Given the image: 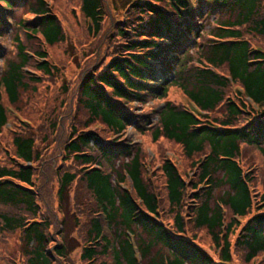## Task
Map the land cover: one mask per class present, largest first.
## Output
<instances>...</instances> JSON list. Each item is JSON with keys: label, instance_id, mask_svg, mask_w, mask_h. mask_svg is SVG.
Here are the masks:
<instances>
[{"label": "trees", "instance_id": "trees-1", "mask_svg": "<svg viewBox=\"0 0 264 264\" xmlns=\"http://www.w3.org/2000/svg\"><path fill=\"white\" fill-rule=\"evenodd\" d=\"M48 1L0 0V44L12 26V49L0 45V133L7 123L19 129L0 157V233L22 235L21 264H73L53 206L71 187L80 196L75 215L87 211L89 220H75L80 264H231L235 256L264 264V170L256 173L248 154L264 158V49L251 41L264 38V0H124L121 19L105 0H78L88 50L79 55L75 90L60 120L34 129L11 121L7 103L60 74L32 46L65 42ZM64 10L74 13L72 5ZM169 87L186 105L131 109L165 98ZM71 103L86 111L81 121ZM127 129L179 146L188 166L160 153L154 167L140 145L125 140ZM95 202L93 214L87 205ZM133 228L143 233L137 243Z\"/></svg>", "mask_w": 264, "mask_h": 264}, {"label": "rangeland", "instance_id": "rangeland-1", "mask_svg": "<svg viewBox=\"0 0 264 264\" xmlns=\"http://www.w3.org/2000/svg\"><path fill=\"white\" fill-rule=\"evenodd\" d=\"M124 0H105V4L107 7H109L110 13H114L118 19H121L120 14L122 10V3ZM50 6L52 8V12L55 13L58 18L61 20L62 24L65 26V42L64 43H57L55 45H52L51 47L46 45L43 41H40L36 39L32 46L36 49L45 50L46 53H48L50 57V62L57 66V70H59L60 74L57 75L56 81L54 83H44L42 82L40 85L38 84L36 87V90L31 91V89H27L24 92H20L18 96V100L15 104H8V114L11 116V121L15 120H21L23 122H28L33 125L34 129L39 128L40 125H43L46 123V119L56 121L62 116V111L66 106V102L70 98L71 92L73 93V89L75 90V84H74V77L77 75V69L80 64V57L79 55L83 52H87V46L85 47V27L86 22L83 19L82 15L78 12V0H49ZM72 5V8L74 10V13L66 12L64 8H68V6ZM21 12L20 10H16L15 12H10V18H8V21H14V16L19 15ZM18 16L15 17V19ZM12 18V20H11ZM26 18H31L29 14H21V19L24 20ZM12 26H9L7 28V31L3 34L4 39L1 40V44L4 51H8L12 49V43H11V35L10 29ZM23 33H20V36L22 37ZM252 36V35H251ZM251 41L260 48L264 49V38H260L258 36H252ZM82 42V43H81ZM201 42H203V39H201ZM85 49L83 50V48ZM29 54H32V52L28 51ZM7 58H12V55H7ZM33 61H38L36 57L31 58ZM36 64L37 62H32ZM3 68L0 62V70ZM68 88L67 91L63 90V88ZM239 87L234 85L231 90L237 91ZM75 98V99H74ZM72 98L70 102L72 101L73 104H76V100L78 98L75 97ZM166 101H172L176 104L182 103L186 105L187 101L183 97L181 91L176 87H169L167 90V94L165 98H147L145 104H142V106H138V104H131L132 108H137L141 110V112L146 113H154V110L157 109L163 102ZM70 110L73 118L77 121H81V118L86 117V111L83 109L81 105H79L76 109V106L72 105L71 103ZM65 110V109H64ZM60 120V119H59ZM18 126H21L17 124ZM96 126V125H95ZM100 129V128H99ZM18 128H13L10 126H5L4 130L0 133V157H3V153L6 147L4 142H10L12 135V131L18 132ZM53 133L55 132L52 130ZM45 134L49 137L48 141L52 142L55 138L54 135L50 132V129H48ZM42 132L39 131L36 136L42 137ZM106 135L111 136L112 138H119V136H114L112 133L107 132ZM125 140L128 142H134L142 147L143 150L146 151L147 155L152 159L153 166H157V159L158 154L162 153V156H169L171 159L176 161L178 165L182 163L184 165L183 167L188 166V161L184 158V156L181 153V149L177 145H171L166 140H160L158 144H153L150 142L148 136L146 134H137L135 131H131L130 129L126 130ZM123 135H121L122 138ZM10 138V139H9ZM54 138V139H53ZM49 144H47L46 148ZM161 148V149H160ZM264 148V144H263ZM160 149V150H159ZM43 150V149H42ZM249 152V151H247ZM249 155H252V162L254 165L257 166V172L264 170V158L261 157V155L255 151L251 150ZM246 156L243 158V162L249 168L250 163L247 164L246 158L249 156ZM149 165L150 167L152 166ZM40 172L43 170L42 168H39ZM255 173V174H256ZM257 175V174H256ZM161 178H159L160 180ZM81 191L84 192L83 184H80ZM257 186V188H259ZM53 194L55 193V184H53ZM261 191V190H259ZM80 196H77L75 198V190L74 187H71L68 189L66 199L63 200V202L58 203L56 200H54L53 206L55 209V213L57 215V218L64 224V231H63V243L68 248L69 258L72 259L73 264H80L79 263V256H80V231L79 227L76 226V217L78 215V218H80V222L83 224L88 225L89 220L85 217L88 213L87 211L83 212L81 215L76 214L75 215V205L79 201ZM84 204L85 201H83ZM97 208H95L93 205L89 207L87 205V208H92L93 214H96V210L99 211L100 208L99 205L95 202L94 203ZM98 205V206H97ZM86 208V209H87ZM78 223V222H77ZM191 231V225L187 224ZM104 229L107 231V233L110 231L108 226L106 225ZM134 229V228H133ZM186 229V228H185ZM79 231V232H78ZM140 234L143 236V233L140 232V228L134 229V237H132V240L134 243H137V239L135 235ZM198 234H200L202 237L205 236V232L199 231ZM24 242L22 235L19 233V231H15L12 233H0V264H21L24 262ZM156 248V247H155ZM70 249H73L70 251ZM157 250V248H156ZM154 253L156 252L154 249L152 250ZM152 255V254H151ZM10 262V263H9ZM231 264H242L240 261H237L236 256L231 261ZM254 264H256L254 262Z\"/></svg>", "mask_w": 264, "mask_h": 264}]
</instances>
